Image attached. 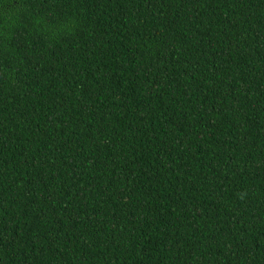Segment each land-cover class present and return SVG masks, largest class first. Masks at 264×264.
Wrapping results in <instances>:
<instances>
[{
  "label": "trees",
  "instance_id": "16d2710c",
  "mask_svg": "<svg viewBox=\"0 0 264 264\" xmlns=\"http://www.w3.org/2000/svg\"><path fill=\"white\" fill-rule=\"evenodd\" d=\"M0 264H264V0H0Z\"/></svg>",
  "mask_w": 264,
  "mask_h": 264
}]
</instances>
